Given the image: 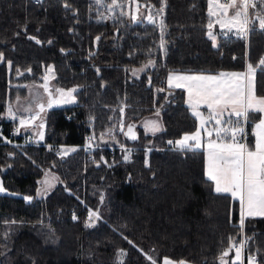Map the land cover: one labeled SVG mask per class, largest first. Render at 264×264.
<instances>
[{
	"label": "trees",
	"instance_id": "16d2710c",
	"mask_svg": "<svg viewBox=\"0 0 264 264\" xmlns=\"http://www.w3.org/2000/svg\"><path fill=\"white\" fill-rule=\"evenodd\" d=\"M138 1L146 13L134 19L128 12L133 0H0V174L9 190L0 194V264H152L149 256L156 264L163 257L222 264L225 251L226 264H241L233 244L242 235L244 264L254 254L264 264V216H246L241 227L239 200L214 192L204 149L168 144L195 131L198 120L185 89L166 82L171 70L245 69L246 57L256 66L264 58V30L252 29L248 38L220 35L215 44L208 35L209 0ZM65 4L78 17H66ZM148 14L156 20L147 21ZM68 57L83 61L81 104L47 110L44 142L30 129L10 139L18 122L8 119L9 104L50 65L58 84H65ZM149 60L155 66L145 68ZM256 80L263 94L259 67ZM73 109L77 115L66 119ZM155 116L162 127L153 134L141 118ZM254 123H248V144ZM129 125L135 140L126 135ZM90 131L103 145L121 146L115 154L97 149L111 166L81 147L58 155L46 145L83 144ZM46 177L52 186L37 195ZM91 211L99 214L92 225Z\"/></svg>",
	"mask_w": 264,
	"mask_h": 264
},
{
	"label": "snow or ice",
	"instance_id": "6c2138e0",
	"mask_svg": "<svg viewBox=\"0 0 264 264\" xmlns=\"http://www.w3.org/2000/svg\"><path fill=\"white\" fill-rule=\"evenodd\" d=\"M101 2L102 0H96L97 4ZM209 4V14L217 17L216 23L221 28H226L228 31L235 29L238 35L247 37L250 26L255 25L258 21L259 28L264 30V0H226L223 3L221 0H209ZM258 4L260 5L259 9H257ZM213 5L215 6L214 10ZM65 7L70 6L65 4ZM250 9L253 11L250 12ZM230 10H234L231 15L229 14ZM149 19H151V16H149ZM161 25H163V21H161ZM212 27L213 24L210 22L208 28L211 29ZM208 35L211 39H216L211 31L208 32ZM30 39L36 40L35 37H30ZM96 39L99 40V37ZM36 43L39 44L41 41L36 40ZM161 46H163V41ZM3 60L4 54L0 52V61ZM7 63L8 67L11 68V61ZM148 66L154 67L155 61L149 60L144 67ZM258 67L264 71V58H261L256 66L248 63L245 71L219 72L215 75L173 73L168 77L169 88L186 89L187 102L192 110V115L199 120V127L195 132L186 133L176 141L169 140L168 144L174 145L181 151L200 149L205 146V140L201 132L203 130L207 136L206 176L208 180L214 182L213 190L215 193H229L233 198L239 200L241 227L244 225L246 216H264V95H257L256 92ZM143 70V68L133 69V75ZM16 71L18 74H22L19 69ZM26 71L30 73L31 68L26 69ZM47 71L48 73H54V69L51 67ZM97 72H99V69H97ZM52 78H55L54 75ZM43 79L45 82L42 87L50 98L48 107H51L53 103L74 102L75 98L72 94L76 91V88L67 90L57 88L56 92L59 93V99L52 100V92L48 87L49 76L45 75ZM159 91H164V89H159ZM17 102H19V97H17ZM36 106L39 111L35 115L30 116L28 119L19 118L21 127L30 125L45 110L43 103L37 102ZM201 106L207 108V116L200 110ZM25 110L31 111L30 108ZM121 112H123V108H121ZM257 113L260 114L259 117L256 116ZM157 115H159V112H157ZM8 116L14 120L17 119L11 105L8 107ZM250 119L253 121L258 120L254 123L255 143L252 146L245 142L247 137L245 125L249 123ZM209 123L213 125L211 130L206 126ZM39 127H44L43 122ZM144 127L147 131L155 134L161 130L162 126L157 121H148ZM18 131L19 129H17ZM109 133H111V130H109ZM214 134L215 138L213 139ZM126 135H129L133 140L137 138L133 131V125L128 126ZM39 136L42 140L43 132H40ZM103 136L102 133L101 139H103ZM93 138H89V147H91ZM72 151H75V149H72ZM148 151H151V149ZM130 155L129 152V155L125 156L124 159H129ZM101 159L103 160V157ZM41 183L47 187L43 191L37 192V195L40 196L45 195L47 189L52 186L47 177ZM5 191L6 189L0 183V192ZM25 199L30 201L32 197H25ZM93 217L98 219V212H90L89 220ZM125 239L127 238L125 237ZM233 247H235V244H233ZM121 255H124L123 251ZM227 255L228 251H225L223 256ZM240 255V248H237L236 260L240 259ZM223 256L221 257L222 264H226L223 261ZM148 259L152 261V264H156L152 257L149 256ZM163 264H177V262L165 258ZM178 264H186V262L181 260ZM249 264H254V258H250Z\"/></svg>",
	"mask_w": 264,
	"mask_h": 264
},
{
	"label": "rangeland",
	"instance_id": "374dc122",
	"mask_svg": "<svg viewBox=\"0 0 264 264\" xmlns=\"http://www.w3.org/2000/svg\"><path fill=\"white\" fill-rule=\"evenodd\" d=\"M130 3V2H129ZM140 3H139V1L138 0H133V8H129V17H131L132 16V18L133 17H136V14H137V5H139ZM117 5L118 4H114V6H115V8H117ZM213 7V10H214V8H215V6L213 5L212 6ZM209 8H210V4H209ZM209 8H208V11H209ZM260 8V5L258 4L257 5V9H259ZM232 11H234V10H230V15H231V13H232ZM253 10L251 9V12H252ZM210 15V14H209ZM149 16H151V19H149ZM216 19H217V17L216 16H212V15H210V22L213 24V27L211 28V29H209V31H211L212 32V34H213V36H215L216 37V39L215 40H213V42L215 43V44H217L218 43V37H220V35L221 36H231V35H233V36H237V37H240L241 35H238L237 34V32H236V30L235 29H233L232 31H228L226 28H221V26L219 25V24H217L216 23ZM146 20L147 21H155L156 20V17L153 15V14H148L147 16H146ZM209 22V23H210ZM257 23H258V21H257ZM216 27L217 28H219L218 30L216 29ZM252 30V29H251ZM250 30V31H251ZM255 30V29H254ZM208 31V32H209ZM250 31H249V33H250ZM248 33V34H249ZM247 38H248V35H247ZM247 63H249V61H248V58L246 57V66H247ZM49 67H51L52 69H53V67L50 65ZM48 67V68H49ZM202 67H203V69H201V70H198L197 68L196 69H194V70H171V71H169V73H168V75H167V77H166V82H167V85H168V77H169V75L170 74H173V73H176V74H197V73H204V74H212V75H215V74H217V73H219V72H232V71H245L246 70V67H245V69H221L219 72H215V71H210V70H208V66L207 65H202ZM48 68L46 69V72H45V75H48L49 76V80H48V87H49V90L52 92V97H51V99L52 100H58L59 99V93H57L56 92V89L57 88H61V87H56V88H54V85H53V83H52V76L55 74V73H48ZM258 69V68H257ZM256 76H257V73H256ZM44 80H43V82L41 83V88L43 89V91H41V93L42 92H44V93H46V95H47V92H45L44 91V88L42 87V85L44 84ZM256 86H257V84H256ZM174 88V87H173ZM64 89V88H63ZM66 90V89H65ZM73 95V97L75 96L74 95V93L72 94ZM46 97V96H45ZM37 102H39V103H43L44 105H45V110L43 111V112H41L40 113V115H39V118L38 119H36L35 121H33L30 125H27V126H25V127H21L20 126V124H19V118L20 117H23V118H25V119H28L30 116H32V115H35L36 114V112H38L39 111V109L37 108ZM48 102H49V99H47V97H46V99H44V97H42L41 99L39 98L36 102H35V100L34 99H30V100H28V101H26V102H22V103H20L19 105H18V107L19 108H17V109H14L13 108V106L11 105V104H9V105H11V107H12V109H13V111L16 113V116H17V122H18V125H16V126H19L20 128H21V130L22 129H24V130H27L28 129V127L29 126H33L32 128H34L35 129V131H33V133L35 134V137H36V139H37V141H42V142H44L45 140H44V137H45V119H44V117H42V114L44 113V112H46V110L47 109H49V108H52V107H55V106H62V105H65V104H69V103H53L52 104V106L51 107H48ZM34 103H36V105H35V107L33 108L32 107V105L34 104ZM9 107V106H8ZM31 109V111H26L25 109ZM17 110H19V111H21V112H18ZM204 115L205 116H207L208 115V113H204ZM7 116H8V109H7ZM9 117V116H8ZM10 118V117H9ZM8 118V119H9ZM12 119V118H11ZM13 120V119H12ZM41 122H43V124H44V127L43 128H40L39 127V125L41 124ZM15 124H17V123H15ZM208 128H209V130H211V128L213 127V126H210V123L208 124V125H206ZM198 127H199V120H198ZM120 128H123V124L121 125V127ZM0 131H3V126H0ZM196 131V130H195ZM195 131H192V132H190V134L191 133H193V132H195ZM201 131H203V130H201ZM40 132H43V139L41 140L40 139V136H39V133ZM87 134H88V137H86L87 139H89L90 137H94L93 139H95L96 141H97V145H101V143L98 141V138H97V135H96V133L95 132H93V131H90V132H87ZM186 134V133H185ZM188 134V133H187ZM184 135V134H183ZM183 135H181L179 138H177V139H175V141L176 140H178V139H181L182 138V136ZM202 136L204 137V140H205V146H206V140H207V136H206V134L204 133H202ZM6 138V137H5ZM6 140H9V138H6ZM27 140V139H26ZM31 140V139H30ZM88 141V140H87ZM12 143V142H11ZM46 145H47V147H52V148H54L55 149V151L57 152V154L58 155H68L69 153H71V152H73L72 151V149H78V148H80L79 146H77V145H73V144H62V143H60V144H53V143H46ZM113 147H115V146H113ZM116 148H118V147H116ZM84 149V148H83ZM97 149H100L99 147H97V146H95V147H92V150L89 152L90 154H88V155H91V153H95V155L93 156V158L94 157H96L97 156ZM110 149V148H109ZM112 149V148H111ZM201 149V148H200ZM128 150H132L131 148H128ZM86 152H88L87 151V149L85 148L84 149V152L83 153H86ZM87 154H86V156H88ZM101 157H103V160L101 159ZM97 158H98V156H97ZM98 159H100L103 163H104V160H106V157L104 156V153H101L100 154V157L98 158ZM107 165H109V166H111V162H109V161H107V163H106ZM0 183H2V186H3V188L4 189H6V191L5 192H0V194H3V193H8L9 192V190L6 188V186H5V182H4V179H3V177H2V175L0 174ZM92 212V211H91ZM90 221V224L92 225V224H95L96 223V221H97V218L96 217H93L91 220H89ZM235 252H236V250H235ZM123 253H124V255H125V251H123ZM124 255H121L120 257H119V261H121L123 258H124ZM165 258H167V259H170V260H172V261H174V262H177V264H178V262L179 261H177V260H175V259H172V258H169V257H163L162 259H161V261H160V264H163V261H164V259ZM240 260V259H239ZM239 260H236V261H239ZM242 264V263H241Z\"/></svg>",
	"mask_w": 264,
	"mask_h": 264
},
{
	"label": "flooded vegetation",
	"instance_id": "af4514ba",
	"mask_svg": "<svg viewBox=\"0 0 264 264\" xmlns=\"http://www.w3.org/2000/svg\"><path fill=\"white\" fill-rule=\"evenodd\" d=\"M68 10L71 11L70 15H67L66 17L68 18H76L78 17L77 15V12L76 10H74L72 7H66ZM83 9V8H82ZM144 13H146V9L143 8L142 5H139V7L137 8V14H136V17H133L134 19L136 18H143L144 17ZM132 17V16H131ZM69 59L73 60H66L63 62V65H64V68H66V71L68 72L67 76H66V82L65 84H62V85H59L58 84V80H57V74L54 70V77L55 78H52V83L54 85V88L56 87H61V88H64V89H71V88H76V91L74 92V102H71L69 104H65V105H62V106H70V105H78L79 103L81 104V100H80V97H79V90H82L83 88V84L78 82L77 80L81 79L82 78V64L80 62L83 63V61L80 59V58H77V59H73L72 57H68ZM75 60H78L79 62H75ZM89 65L91 66V63H89ZM52 66V65H51ZM53 67V66H52ZM54 69V68H53ZM81 69V70H80ZM95 69H98V67H95ZM45 76V73L42 74V75H38V76H32V79L29 80L28 82H25V87H26V93L25 95H19L17 97H19V102H17V97L14 98L13 102L11 103V105L13 106L14 109H17L19 108L18 105L22 102H26L30 99H34L35 102L40 98L44 97V99H50L49 96H48V93L46 95V93L42 92L43 89L41 88V83L43 82V77ZM89 88L87 87L86 90H83L82 92H85V91H88ZM46 96V97H45ZM36 105V103H34L32 105V107L34 108ZM55 107H61V106H55ZM54 108V107H52ZM50 109V108H49ZM48 110V109H47ZM47 110L46 112H44L42 114V117H44V119L46 118V113H47ZM18 112H21L19 110H17ZM73 112V116L72 118L77 115V111L76 110H72L70 113ZM123 119V117H122ZM70 120V119H69ZM90 122L94 120V118L90 117L89 118ZM142 122H141V126H144L146 122L148 121H157L160 125H161V121H160V118L158 117H147V118H144L142 117L141 118ZM45 125H46V120H45ZM33 126H30L28 127V129L31 130V133H33V131H35L34 128H32ZM27 129V130H28ZM94 132V131H93ZM34 134V133H33Z\"/></svg>",
	"mask_w": 264,
	"mask_h": 264
},
{
	"label": "built area",
	"instance_id": "2783aa9c",
	"mask_svg": "<svg viewBox=\"0 0 264 264\" xmlns=\"http://www.w3.org/2000/svg\"><path fill=\"white\" fill-rule=\"evenodd\" d=\"M36 2H38V0H35ZM40 1V0H39ZM221 1H226V0H221ZM252 28H254L255 30H259V27L258 26H255V27H252V26H250V30L252 29ZM249 30V31H250ZM249 33V32H248ZM74 114H73V112L72 113H70V112H67V113H65L64 114V116H65V118L66 119H72V116H73ZM17 129H19V131L17 132ZM245 132L247 133V137H246V143L248 142V135H249V129H248V124L247 125H245ZM10 139H11V137H13L14 135H17V134H19L20 133V127L19 126H14L12 129H11V131H10ZM86 137H88V134H87V136ZM88 140V141H87ZM9 141H11V140H9ZM12 142V141H11ZM89 139H87L86 138V141L83 143V144H77V146H79V147H81V148H86L87 149V151L88 152H90L91 150H92V147H95V146H97V147H99V148H110V151H111V153L112 154H115V151H116V146L115 147H113V146H107V145H103V144H101V145H97V141L95 140V139H92L91 140V147H89ZM112 148V149H111ZM91 157H93V153H91ZM106 157V156H105ZM105 161H108V159H107V157H106V160H104V164H106L105 163ZM241 245H243V247H241ZM237 248H240V253H241V263L242 264H244L245 263V260H246V258H247V256H246V253H245V239H244V235H242V238H241V240H239V241H237L236 243H235V249H237ZM250 258H254V264H260V261H259V258H258V255H250V256H248V259L250 260Z\"/></svg>",
	"mask_w": 264,
	"mask_h": 264
},
{
	"label": "crops",
	"instance_id": "0c3cea01",
	"mask_svg": "<svg viewBox=\"0 0 264 264\" xmlns=\"http://www.w3.org/2000/svg\"><path fill=\"white\" fill-rule=\"evenodd\" d=\"M222 3L223 2H226V1H221ZM250 12H251V9L249 10ZM256 25L258 26V23L256 22ZM216 29L218 30L219 28H217L216 27ZM257 77V76H256ZM256 82H257V80H256ZM185 91H186V89H185ZM256 92H257V86H256ZM257 95H264V93L263 94H261V93H258L257 92ZM188 94H187V91H186V104L189 106V104H188ZM190 107V106H189ZM190 110H191V108H190ZM200 110L203 112V113H208V110H207V108L205 107V106H201V108H200ZM191 112H192V110H191ZM256 115H260L259 113H257ZM259 117V116H258ZM198 120V119H197ZM255 122H258V120L257 121H255ZM210 126H213L211 123H210ZM203 134H204V132L203 131H201ZM188 134H190V133H188ZM215 138V134L213 135V139ZM254 143H255V136H254V138H253V141H250V143L248 144L249 146H252V145H254ZM201 149H204V151H205V172H206V154H207V149H206V146H204V147H202ZM227 194H229V193H227Z\"/></svg>",
	"mask_w": 264,
	"mask_h": 264
}]
</instances>
